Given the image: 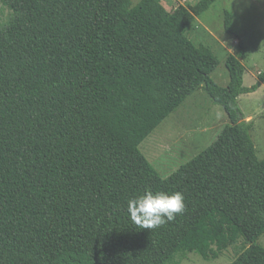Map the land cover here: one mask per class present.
<instances>
[{"label": "trees", "instance_id": "trees-1", "mask_svg": "<svg viewBox=\"0 0 264 264\" xmlns=\"http://www.w3.org/2000/svg\"><path fill=\"white\" fill-rule=\"evenodd\" d=\"M0 264H264V158L239 106L247 52L220 61L189 36L213 0L169 10L162 0H1ZM232 31L234 14L226 10ZM200 88L230 120L217 140L163 177L140 145ZM184 194L172 221L141 229L128 200Z\"/></svg>", "mask_w": 264, "mask_h": 264}, {"label": "rangeland", "instance_id": "rangeland-1", "mask_svg": "<svg viewBox=\"0 0 264 264\" xmlns=\"http://www.w3.org/2000/svg\"><path fill=\"white\" fill-rule=\"evenodd\" d=\"M141 0H132L136 5ZM202 0H162L173 10L180 4L188 7ZM234 14L232 31L226 27L225 11ZM12 10L0 0V27ZM197 24L189 36L195 43L209 45L219 58V65L211 77L220 85L227 86L230 75L226 66L229 53L237 54L239 42L245 44L247 57L244 85L252 86L264 71V0H213L210 8L197 15ZM239 106L247 121L253 122L252 135L257 156L264 158V82L253 92L239 97ZM230 123L225 109L216 104L204 88L190 95L147 138L140 148L163 177L173 174L180 166L214 143L223 128ZM257 243L264 246V235ZM249 244L241 237L215 259H205L198 252L177 256L180 264H230Z\"/></svg>", "mask_w": 264, "mask_h": 264}, {"label": "clouds", "instance_id": "clouds-1", "mask_svg": "<svg viewBox=\"0 0 264 264\" xmlns=\"http://www.w3.org/2000/svg\"><path fill=\"white\" fill-rule=\"evenodd\" d=\"M130 220L141 229H153L175 219L184 210V194L146 190L127 202Z\"/></svg>", "mask_w": 264, "mask_h": 264}]
</instances>
